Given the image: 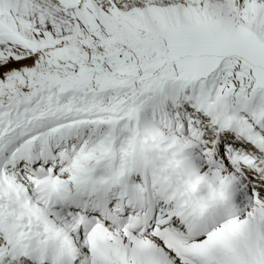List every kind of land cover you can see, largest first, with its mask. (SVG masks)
Segmentation results:
<instances>
[{"label": "snow or ice", "instance_id": "obj_1", "mask_svg": "<svg viewBox=\"0 0 264 264\" xmlns=\"http://www.w3.org/2000/svg\"><path fill=\"white\" fill-rule=\"evenodd\" d=\"M0 264H264V0H0Z\"/></svg>", "mask_w": 264, "mask_h": 264}]
</instances>
